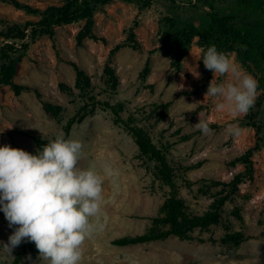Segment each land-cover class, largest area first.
Instances as JSON below:
<instances>
[{
  "label": "rangeland",
  "instance_id": "obj_1",
  "mask_svg": "<svg viewBox=\"0 0 264 264\" xmlns=\"http://www.w3.org/2000/svg\"><path fill=\"white\" fill-rule=\"evenodd\" d=\"M20 1L44 9L65 0ZM233 5L227 0L221 8ZM206 11L186 3L176 7L169 0L141 10L137 2L113 0L99 7L94 18V28L107 44L91 38L78 44L85 20L59 26L53 38L42 36L31 44L15 80L38 87L43 101L62 105L63 110L50 116L34 91L16 95L10 86L0 88V191L25 192L29 199L6 203L17 221L14 228L6 226L0 213V264H264V131L251 158L254 176L226 203L221 223L185 238L114 244L118 238L146 232L170 188L153 176L135 138L106 103L121 105L124 120L133 116L158 146L168 147L179 193L199 214L212 202L210 194L221 191L212 187L204 193L200 187L206 188L212 179L229 182L245 172L244 164L232 162L256 146V129L248 125L247 114L260 91L236 53L223 57L216 49H204L196 38L176 68V49L161 41L165 17L205 24ZM242 16L241 23L264 32V6ZM37 20L0 0V31L9 24ZM132 30L140 46H125L112 58L119 77L114 86L105 72L110 51L128 43ZM148 58L151 71L142 76ZM71 62L87 71L90 88L76 87ZM167 101H172L167 116L158 122L155 105ZM85 112L88 115L75 121L66 137L68 123ZM259 120L264 125V113ZM64 138L66 163L56 172ZM48 203L59 215L51 222L50 243L35 255L25 245ZM236 206L243 221L231 215ZM225 224L244 233L239 246L222 244Z\"/></svg>",
  "mask_w": 264,
  "mask_h": 264
},
{
  "label": "trees",
  "instance_id": "obj_2",
  "mask_svg": "<svg viewBox=\"0 0 264 264\" xmlns=\"http://www.w3.org/2000/svg\"><path fill=\"white\" fill-rule=\"evenodd\" d=\"M24 10L29 15L39 17L37 21H26L24 24H9L5 29L0 31L3 42L0 43V88L10 86L16 95L25 91H34L42 100V94L38 87L30 84L18 83L15 78L18 73L19 63L27 54L31 44L42 36H55L56 28L59 26L70 25L85 20L84 27L79 31L76 39L79 45L84 44L86 38H91L96 42L107 44V39L100 35L94 28L95 12L104 5L111 3L113 0H65L62 4L49 5L42 9L20 0H1ZM127 2H137L140 9L150 6L158 0H123ZM173 6L179 7L182 3L193 6H203L207 8V21L205 24L193 21H183L177 16H167L164 18L165 29L161 34V41L167 48H175L177 58L172 61V66L180 68L185 58L189 55L191 47L196 38L199 39L200 45L204 49H216L221 56L225 57L228 53L234 52L244 66L253 73L257 79V89L260 95L255 105L250 106L247 114L248 125L256 129L257 142L256 146L249 148L244 154L233 161V165L242 163L245 165V172H238L229 182L212 179L205 187H200V191L207 193L210 188H219L221 191L211 193L212 202L206 211L196 213L185 199L179 193L177 185V173L171 160L168 157V147L158 146L152 139L150 133L139 125L133 116L124 120L121 116L122 106L111 105L106 103L114 115L117 122H123L131 132L138 145L140 157L148 166L153 176L162 184L170 188L159 214L152 218V225L146 232L135 236H124L114 240L117 246H131L143 243L166 240L170 237L185 238L196 229H207L212 225L222 222L225 213V205L232 201V195H239V186L247 179L254 176V167L252 156L255 150L259 149L260 142L263 140L262 132L264 125L259 118L264 113V32H254L253 28L241 23L242 14H252L260 11L264 6V0H232L234 5L232 9L224 10L221 5L227 0H169ZM3 22L0 21V25ZM256 33V34H254ZM125 46L138 48L139 41L132 30L129 41L125 44H117L110 51L109 61L106 65L105 72L110 77L114 86L118 85L119 77L115 69L111 66L112 58ZM150 58L146 60L145 66L141 72L142 76L150 73ZM76 72V87L86 90L91 87V77L87 71L76 62H71ZM68 89L71 86L61 85ZM45 111L50 115L57 117L62 112L63 107L59 104H53L43 101ZM172 101H167L156 106L158 119L163 120L167 116L168 109ZM88 115L87 112L78 116L77 120L72 119L66 128V137L69 135L71 127L75 121L81 122ZM214 125H206L205 128ZM66 138L61 142L62 155L59 157L58 164L55 167L58 172L66 163L63 155ZM31 160L33 156L28 155ZM183 181L185 176L181 177ZM55 183V179L52 182ZM227 192L226 195L223 192ZM29 201L25 192H4L0 191V213L4 223L10 228L17 225L16 219L10 214L7 202L23 204ZM39 225L36 232L26 243L27 251L37 255L51 241V222L59 215V210L52 207L49 203L40 210ZM231 215L243 221L241 208L236 206ZM226 233L222 237V244L227 247L239 246L244 240V233L233 231L230 224H225Z\"/></svg>",
  "mask_w": 264,
  "mask_h": 264
}]
</instances>
